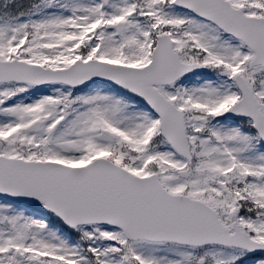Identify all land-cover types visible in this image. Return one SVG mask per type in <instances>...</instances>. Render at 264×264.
<instances>
[{
	"label": "snow or ice",
	"instance_id": "1",
	"mask_svg": "<svg viewBox=\"0 0 264 264\" xmlns=\"http://www.w3.org/2000/svg\"><path fill=\"white\" fill-rule=\"evenodd\" d=\"M0 264H264V0H0Z\"/></svg>",
	"mask_w": 264,
	"mask_h": 264
}]
</instances>
